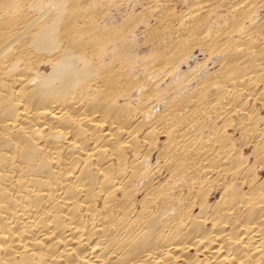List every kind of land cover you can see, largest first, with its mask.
I'll return each instance as SVG.
<instances>
[{
    "label": "bare ground",
    "instance_id": "1",
    "mask_svg": "<svg viewBox=\"0 0 264 264\" xmlns=\"http://www.w3.org/2000/svg\"><path fill=\"white\" fill-rule=\"evenodd\" d=\"M0 264H264V0H0Z\"/></svg>",
    "mask_w": 264,
    "mask_h": 264
},
{
    "label": "rangeland",
    "instance_id": "2",
    "mask_svg": "<svg viewBox=\"0 0 264 264\" xmlns=\"http://www.w3.org/2000/svg\"><path fill=\"white\" fill-rule=\"evenodd\" d=\"M130 5V7H128ZM132 5V3L131 2H129L126 6H123V8L125 7L126 8V10H125V14L124 15H131L132 16V14H134V12L136 13V12H141V9H142V6H140L141 4H140V2H138V4L137 5H135V7L133 8V9H131V6ZM176 6V10L177 11H180V10H182L183 9V7H182V5L181 4H176L175 5ZM123 8H121V9H123ZM115 16H116V18H118V20H119V17H120V15L118 14H115ZM121 18V17H120ZM141 29V28H140ZM140 29H139V31H137V33L135 32V35H136V38L138 39L139 37H142V35H143V33L141 32L140 33ZM143 30V29H142ZM198 55V56H197ZM195 57H193L192 59H191V65H192V63H194L195 61H200V60H203V56H201V54L199 55V54H197ZM197 59V60H196ZM195 60V61H194Z\"/></svg>",
    "mask_w": 264,
    "mask_h": 264
}]
</instances>
